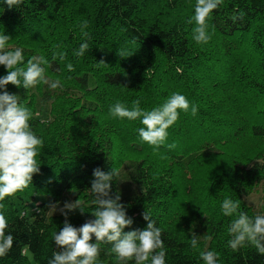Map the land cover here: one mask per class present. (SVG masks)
Segmentation results:
<instances>
[{
    "label": "trees",
    "instance_id": "16d2710c",
    "mask_svg": "<svg viewBox=\"0 0 264 264\" xmlns=\"http://www.w3.org/2000/svg\"><path fill=\"white\" fill-rule=\"evenodd\" d=\"M195 4L23 0L8 8L0 0V35L10 37L7 50L22 49L25 65L43 55L45 76L63 85L55 90L42 83L27 90L6 86L32 112L30 128L43 143L36 157L39 173L23 191L0 201L5 232L14 237L0 264H47L59 250L53 236L65 217L30 220L25 206L36 195L54 202L65 201L66 194L78 199L85 212L68 214L74 227L94 219L89 189L97 167L118 173L110 195L119 193L133 219L125 232L143 230L142 213L151 214L161 229L165 264H204L205 251L218 254L217 264H264V255L251 244L231 250L227 229L236 217L221 211L229 198L249 217L264 215V208L256 212L244 200L259 184L264 198V0H222L207 18L210 39L202 44L193 38ZM84 42L89 49L77 57ZM60 52L65 58L53 59ZM121 52L129 56L122 58ZM5 74L0 65V77ZM173 93L184 95L190 107L180 111L158 150L139 138V120L109 114L117 102L131 109L137 99L150 111ZM193 233L199 235L197 248L190 246ZM98 247L95 264H118L111 245Z\"/></svg>",
    "mask_w": 264,
    "mask_h": 264
},
{
    "label": "clouds",
    "instance_id": "9594fccd",
    "mask_svg": "<svg viewBox=\"0 0 264 264\" xmlns=\"http://www.w3.org/2000/svg\"><path fill=\"white\" fill-rule=\"evenodd\" d=\"M3 3L8 8L19 7L23 0H3ZM221 3L222 0H196L192 20L196 25L193 38L197 44L207 43L210 39L207 18ZM86 27V22H83L81 32L85 38L88 37V33L84 31ZM9 39V36L0 35V65L6 69V74L0 77V201L23 191L31 183L33 175L39 173L36 157L38 148L43 143L30 128L32 112L20 103L19 96L10 94L6 86L11 84L27 90L42 83L51 90L63 88L59 79L50 80L45 76L42 65L48 64V61L43 55L32 56L25 65L22 49L7 50ZM88 49L87 42L81 43L74 54L81 57ZM118 55L122 58L129 56L123 52ZM57 56L63 60L65 53H54L53 59ZM67 68L69 71L74 70L71 63ZM189 107L184 95L173 93L161 106L150 111L142 110L137 99L133 101L131 109L117 102L110 107L109 114L121 119L139 120L143 125L138 129L139 138L158 150L167 139V130L178 120L180 111L188 112ZM197 111V106L192 105L191 114L196 115ZM168 147L172 148L174 145ZM92 176L89 191L95 205L91 212L94 219L87 220L79 228L69 223V213L77 209L81 214L85 212L78 199L64 202L63 207H59V202L47 205L53 213L59 210L65 217L63 227L53 236L54 244L59 250L52 253L47 264H95L100 253L99 243L111 245L110 251L118 264H129L130 261L134 264H165L166 251L161 229L156 226L150 213H142V218L147 221L143 230L124 231L132 225L133 219L126 214L125 206L120 203L119 193L110 195L111 183L118 173L114 169L104 172L97 167ZM239 209V201L226 198L221 203L224 216L236 217L227 229L231 237L228 246L235 252L246 244H251L258 254L264 255V215L249 217ZM7 227L5 216L0 214V257L7 255L13 246L14 237L11 233L6 234ZM93 236L94 243L91 242ZM206 239L211 240L212 237L207 236ZM198 242L199 235L193 233L190 246L197 248ZM201 259L204 264H217L218 254L205 251L201 253Z\"/></svg>",
    "mask_w": 264,
    "mask_h": 264
},
{
    "label": "rangeland",
    "instance_id": "374dc122",
    "mask_svg": "<svg viewBox=\"0 0 264 264\" xmlns=\"http://www.w3.org/2000/svg\"><path fill=\"white\" fill-rule=\"evenodd\" d=\"M123 180L126 182L125 173L123 174ZM65 201L59 202V207H63L64 202H74L72 194L65 195ZM244 200L248 205H251L253 209L258 212L264 208V198H263V185H257L253 192L244 196ZM50 203H56L50 199L48 195H36L34 199L29 200L28 204L25 206V212L27 217L32 220L35 216H51L60 213L59 210L52 212L48 209L47 205ZM20 206V203H17Z\"/></svg>",
    "mask_w": 264,
    "mask_h": 264
}]
</instances>
